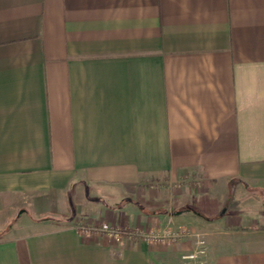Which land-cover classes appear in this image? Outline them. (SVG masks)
Wrapping results in <instances>:
<instances>
[{
	"label": "crops",
	"instance_id": "obj_1",
	"mask_svg": "<svg viewBox=\"0 0 264 264\" xmlns=\"http://www.w3.org/2000/svg\"><path fill=\"white\" fill-rule=\"evenodd\" d=\"M259 202L260 212L232 210ZM232 204V205H231ZM0 264H264V0H0ZM258 216V217H257Z\"/></svg>",
	"mask_w": 264,
	"mask_h": 264
},
{
	"label": "built area",
	"instance_id": "obj_2",
	"mask_svg": "<svg viewBox=\"0 0 264 264\" xmlns=\"http://www.w3.org/2000/svg\"><path fill=\"white\" fill-rule=\"evenodd\" d=\"M84 237L105 235L110 241L115 243L121 242L126 236L138 237V239L154 244L171 243L178 239H193L195 247L191 253L183 256L184 260L196 262L200 256L206 254V241L199 232H193L188 229H180L177 231L167 229L165 232H145L142 229L130 230L120 225L112 224L109 221H102L98 224H80L78 228Z\"/></svg>",
	"mask_w": 264,
	"mask_h": 264
},
{
	"label": "rangeland",
	"instance_id": "obj_3",
	"mask_svg": "<svg viewBox=\"0 0 264 264\" xmlns=\"http://www.w3.org/2000/svg\"><path fill=\"white\" fill-rule=\"evenodd\" d=\"M236 201L233 202L232 207L229 208V210H232L235 213H239V214H255L258 215L260 212V208L258 209V207L260 206L259 202L255 201H244L242 200L240 202L239 207L234 208V206L236 205ZM237 206V205H236ZM26 210L25 213V217H22V219H19L18 214H15L11 217H9L7 219V222L4 226V228L2 230H0V239L5 238L6 236H8L6 233V231H8L10 228H16V229H22V230H34V227L36 225L35 221L36 219V213L35 210L32 208H28V209H23ZM258 217V216H257ZM102 222V221H101ZM100 222V223H101ZM206 248H207V244H206ZM206 250V254L200 256V258L198 259V261L196 262H191V261H187L184 260L183 258H181V262L180 264H207L208 262V250ZM192 251V250H191ZM191 251L189 253H191ZM187 253V254H189Z\"/></svg>",
	"mask_w": 264,
	"mask_h": 264
}]
</instances>
